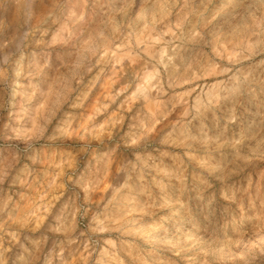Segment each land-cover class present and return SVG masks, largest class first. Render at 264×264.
I'll use <instances>...</instances> for the list:
<instances>
[{
	"label": "rangeland",
	"instance_id": "1",
	"mask_svg": "<svg viewBox=\"0 0 264 264\" xmlns=\"http://www.w3.org/2000/svg\"><path fill=\"white\" fill-rule=\"evenodd\" d=\"M0 264H264V0H0Z\"/></svg>",
	"mask_w": 264,
	"mask_h": 264
},
{
	"label": "bare ground",
	"instance_id": "2",
	"mask_svg": "<svg viewBox=\"0 0 264 264\" xmlns=\"http://www.w3.org/2000/svg\"><path fill=\"white\" fill-rule=\"evenodd\" d=\"M197 104V103H196Z\"/></svg>",
	"mask_w": 264,
	"mask_h": 264
}]
</instances>
